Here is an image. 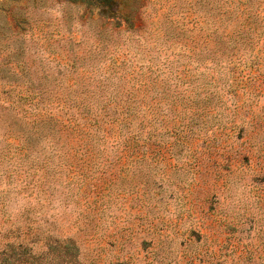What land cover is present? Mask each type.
Returning a JSON list of instances; mask_svg holds the SVG:
<instances>
[{"label": "rangeland", "instance_id": "obj_1", "mask_svg": "<svg viewBox=\"0 0 264 264\" xmlns=\"http://www.w3.org/2000/svg\"><path fill=\"white\" fill-rule=\"evenodd\" d=\"M0 0V264H264V0Z\"/></svg>", "mask_w": 264, "mask_h": 264}, {"label": "trees", "instance_id": "obj_2", "mask_svg": "<svg viewBox=\"0 0 264 264\" xmlns=\"http://www.w3.org/2000/svg\"><path fill=\"white\" fill-rule=\"evenodd\" d=\"M97 7L101 14L107 18H114L118 13V2L121 0H80Z\"/></svg>", "mask_w": 264, "mask_h": 264}]
</instances>
